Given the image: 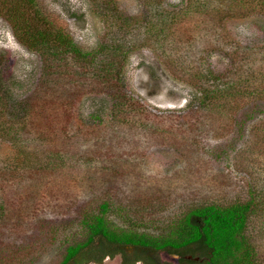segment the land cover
<instances>
[{
	"label": "trees",
	"instance_id": "16d2710c",
	"mask_svg": "<svg viewBox=\"0 0 264 264\" xmlns=\"http://www.w3.org/2000/svg\"><path fill=\"white\" fill-rule=\"evenodd\" d=\"M142 1L146 14L139 18L126 15L114 0H97L111 30L98 50L85 52L43 14L38 0H0V16L16 39L41 56L44 78L34 95L24 98L0 82V138L23 146L28 139L50 145L39 134L38 123L48 113L56 119L63 114L64 121L58 124L60 139L54 147L40 148L43 156L36 154L35 162L27 159L3 171L12 177L0 180V264H35L59 243L66 247L58 264H102L117 256L122 264H264L252 229L264 214V180L248 179L244 194L235 199L199 200L159 225L148 212L163 205L162 197L140 195L125 207L112 198L110 188L129 172L114 164L112 147L105 148L106 142L120 146L122 137L134 135L132 130H144L145 138L153 141L163 135V120L153 117L123 85L127 60L138 47L158 49L169 69L200 94L192 124L179 125L185 134L201 133L210 114L235 118L242 108L256 105L264 115V42L234 40L225 30L233 19L264 17V0H187L185 7L172 10H166L162 0ZM213 52L230 59L228 70L213 68L208 59ZM66 61L90 82H74L71 71L61 77L71 82H52L68 66ZM85 87L103 92L112 102L107 132L84 134L72 119V105ZM100 113L91 114L96 124ZM92 142L83 156L86 165L97 166L83 175L79 163L67 164L68 156L75 161L74 152L82 151L78 144ZM71 185L88 194L78 219L68 228L64 225V233L56 221L45 218V210L50 201L67 200Z\"/></svg>",
	"mask_w": 264,
	"mask_h": 264
},
{
	"label": "rangeland",
	"instance_id": "374dc122",
	"mask_svg": "<svg viewBox=\"0 0 264 264\" xmlns=\"http://www.w3.org/2000/svg\"><path fill=\"white\" fill-rule=\"evenodd\" d=\"M96 1L38 0V4L43 14L56 27L69 34L83 51L93 52L100 48L111 30L110 19ZM114 1L126 15L141 18L146 14L142 0ZM161 3L166 10L182 9L187 0H162ZM225 28L234 40L251 44L264 42V17L236 18L225 24ZM158 52V49L150 46L138 47L132 51L124 69L123 85L128 93L141 100L153 117L163 120L164 124L160 127L162 137L159 141L148 140L144 130H132L130 133L134 135L124 138L122 136L125 134L116 131L123 138L122 143L116 146L106 142L105 148L112 147L114 164L117 166L116 163H120L124 168L122 170L129 172L128 176H119L109 190L115 202L125 207L132 198L140 195L145 198L162 197L165 200L163 205L157 204L153 212H148V217L163 225L186 206L199 200H232L244 194L248 179L252 182L264 180V115L256 105L242 108L235 118L210 114L207 126L201 133L194 136H190L188 132L185 134V129L179 128V125L189 127L192 124V110L199 101L200 94L189 82L175 75ZM208 59L219 73L225 72L231 65L224 53L213 52ZM23 63L27 64L24 66ZM64 65L68 66L56 74L52 82H71L61 79L62 75L65 77L70 71L74 82H90L80 71L77 74L71 61ZM42 66L41 56L24 47L16 39L9 23L0 16V82H5L19 98L32 96L39 82L44 81ZM145 67L152 70L155 77L151 79ZM14 82L20 83L13 86ZM92 88L85 87L82 94H78L72 105V119L82 126L84 134L96 135L108 131L106 129L110 123L112 102L103 92ZM96 111L101 112L98 124L91 118V114ZM54 112L58 115L57 111ZM58 116L60 119L52 118L48 113L38 123L39 134L44 135L42 138L50 145L28 139L23 146L0 138V180L4 178L7 181L12 177V174L3 173L6 171L4 169L19 167L27 159L31 163L35 162L36 154L38 157L43 156L39 155L40 148L54 147L58 143V124L64 122L63 114ZM109 137L104 141H108ZM78 145L81 153L74 152L77 157L75 161L68 156L67 164L79 163L78 170L84 175L97 166L93 162L86 165L83 156L86 148H93V142L85 146ZM121 154L126 156L116 160V156ZM97 162H100V158ZM65 194L67 200L62 201L63 197H60L61 202L50 201L45 210V218L50 222L56 221L55 225L61 226L59 229L62 231H65L64 225L68 228L78 219L88 192L71 185ZM116 218L118 222H123L119 216ZM38 229L42 231L40 227ZM252 229L264 254V214H259ZM67 232L66 230L64 233ZM72 232L69 231L70 234H77L76 231ZM65 247L62 248L59 243L35 264H58ZM166 259L163 257V260ZM102 264H122V259L117 256L106 259Z\"/></svg>",
	"mask_w": 264,
	"mask_h": 264
},
{
	"label": "flooded vegetation",
	"instance_id": "af4514ba",
	"mask_svg": "<svg viewBox=\"0 0 264 264\" xmlns=\"http://www.w3.org/2000/svg\"><path fill=\"white\" fill-rule=\"evenodd\" d=\"M145 70L147 71H149V74H150V78L152 79L153 77H155V73L152 71V70H150L148 67H145ZM138 81V80H137ZM147 82H150V81H147ZM155 82V81H154Z\"/></svg>",
	"mask_w": 264,
	"mask_h": 264
}]
</instances>
